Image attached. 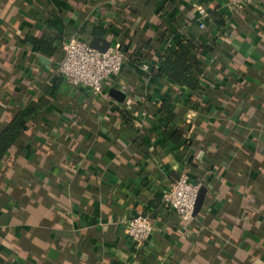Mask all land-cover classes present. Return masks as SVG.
Listing matches in <instances>:
<instances>
[{
  "label": "crops",
  "instance_id": "1",
  "mask_svg": "<svg viewBox=\"0 0 264 264\" xmlns=\"http://www.w3.org/2000/svg\"><path fill=\"white\" fill-rule=\"evenodd\" d=\"M196 5L209 14L203 30ZM101 25L119 32L107 34L113 45H135L161 25L214 46L200 55L210 110L202 112L203 97L189 99L164 73L153 78L129 56L103 94L69 86L57 71L61 62L28 40L46 33L62 39V48L79 30ZM218 63L228 71L221 84L214 82ZM113 89L125 94L122 102ZM10 107H38L41 119L26 154L13 153L11 170L0 175V264H264V0L241 12L227 0H0V122ZM67 112L82 114L81 122L73 135L55 134L48 122L62 125ZM147 121L153 130L137 148V129ZM23 174L34 182L20 189ZM183 174L213 191L185 233L163 203ZM243 208L250 211L244 218ZM140 214L160 225L144 248L124 228Z\"/></svg>",
  "mask_w": 264,
  "mask_h": 264
},
{
  "label": "trees",
  "instance_id": "2",
  "mask_svg": "<svg viewBox=\"0 0 264 264\" xmlns=\"http://www.w3.org/2000/svg\"><path fill=\"white\" fill-rule=\"evenodd\" d=\"M168 1L169 0H161V4L164 5ZM123 7V9H126L130 12L129 17L135 21V25L139 26L141 29H144V20L142 18L137 19L133 7L131 5H123ZM182 12H185V10H182ZM185 16L189 17L188 13L185 12ZM109 31H114L116 34H119V32L115 29V26L111 27L101 25L98 27H93L89 33L84 29L79 30L77 33V38L89 43L83 38L84 34H89L92 39L96 37L103 38L112 43V40L108 39L107 34ZM155 35L156 36L150 38L143 37L135 45H132V43L125 47L120 44L119 45L121 46L126 57L129 56L134 61L138 59L137 61L147 64L149 68H151V74L153 78L160 77L164 73L166 75L165 77L173 84L188 92L189 99L192 96L203 97L200 107H202V112H208L212 106V101L205 99V96L211 94L209 90L211 82L204 77L207 63L203 57H200V55L204 56V54H212L216 48H214L212 45H202L194 36L187 37L181 33H174L171 31V29H168L165 26L162 27L161 25H159L158 29L155 30ZM28 40L33 46L34 50H36L41 55L52 59L54 63H56L58 60L59 62L63 60L64 53L62 48L59 47L63 41L62 39L45 33L42 36L29 37ZM158 45H163L165 47L164 52L159 53L157 51ZM214 72L216 74L214 82H217L218 84H221L224 77H226L228 74L225 64L220 63L216 65ZM53 80V88L56 90L61 85L62 79L56 77ZM192 107L197 106L193 105ZM1 114L0 175L3 174L6 169L11 170V167H8V164L10 163L13 153H19L22 156L26 154V151L28 150V143L31 138L29 132L35 130L41 119V116L39 115L40 113L38 112V107H31V110L28 112H26L22 107H10L4 110ZM81 115L82 114L80 113L67 112V120L62 125L48 122V127H50V130H52L55 134L68 130L73 135L76 131L75 127L78 125L77 123L81 122ZM111 116L112 114L110 117ZM122 116V118L128 123H130V121L133 119L130 112H124ZM242 118H245V115H243ZM121 130L123 129L121 128L120 131ZM151 130H153L151 123L148 121L145 122L139 130L137 129L138 136L137 139L134 140L133 145H136L137 148L142 146L141 141H139V137L149 135ZM167 138L168 137L166 135V139ZM260 152L262 153L263 150ZM65 161L66 164L64 165V168L65 166H69L67 159ZM193 161L194 157L188 159L190 166H192ZM212 169L215 170L214 167H212ZM258 174L260 176L264 174L263 167L259 169ZM33 182L34 181L32 178L27 177L26 175L20 176L18 186L20 189H23V187L28 188ZM200 186V191L204 192V200L197 209V219L200 218L201 213L207 204V196L210 192H213L212 189H209L210 187H205L203 184H200ZM250 203H252V201ZM209 206L210 205H208V207ZM247 208L250 211L252 210V206ZM248 209H242L243 218L250 212ZM171 213L176 216L174 212ZM151 219L154 220L153 217H151ZM157 222L153 221L154 230L151 239L160 232V225Z\"/></svg>",
  "mask_w": 264,
  "mask_h": 264
},
{
  "label": "built area",
  "instance_id": "3",
  "mask_svg": "<svg viewBox=\"0 0 264 264\" xmlns=\"http://www.w3.org/2000/svg\"><path fill=\"white\" fill-rule=\"evenodd\" d=\"M228 6L235 11L245 10L253 0H227ZM195 12L199 16V29L206 27L209 18L203 5H196ZM64 58L57 71L72 87H82L100 95L104 92L105 83L117 77L123 70L127 57L119 44L111 46L106 53L93 49L89 43L72 38L62 47ZM148 70V66H143ZM200 184L190 182L186 174L164 195V206L173 211L179 219V229L185 233L196 221V205L200 192ZM125 233L138 248L146 247L151 240L154 223L149 215H138L125 225Z\"/></svg>",
  "mask_w": 264,
  "mask_h": 264
},
{
  "label": "water",
  "instance_id": "4",
  "mask_svg": "<svg viewBox=\"0 0 264 264\" xmlns=\"http://www.w3.org/2000/svg\"><path fill=\"white\" fill-rule=\"evenodd\" d=\"M90 46L95 49V50H98L99 52L101 53H106L112 46V43L107 41L106 39H103V38H93L91 41H90ZM42 61L44 62V64L46 65H49L50 62L49 60L45 59V58H41ZM111 96L116 99L117 101L119 102H122L124 99H125V94L116 90V89H113L111 90ZM204 200V192L203 191H200L199 193V196H198V200H197V205H196V210H195V214L197 212V209L198 207L201 205V203L203 202Z\"/></svg>",
  "mask_w": 264,
  "mask_h": 264
}]
</instances>
